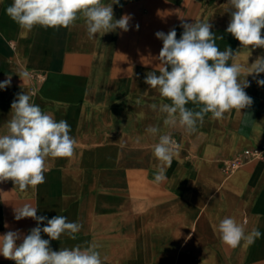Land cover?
I'll use <instances>...</instances> for the list:
<instances>
[{
    "label": "crops",
    "instance_id": "crops-1",
    "mask_svg": "<svg viewBox=\"0 0 264 264\" xmlns=\"http://www.w3.org/2000/svg\"><path fill=\"white\" fill-rule=\"evenodd\" d=\"M11 3L0 0V82L12 75L10 87L0 89V135L12 102L26 92L57 121L67 120L76 146L73 156L48 161L43 184L20 191L11 180L0 183V235H27L37 226L31 218L14 219L13 208L28 203L37 216L64 215L82 225L76 239L52 240L53 250L95 242L103 264H264V236L232 248L213 228L232 216L264 233V162L224 171V161L238 151L264 145V86L256 82L264 73L247 77L250 108L219 120L208 114L191 134L163 126L151 105L170 101L144 83L163 46L155 33L175 28L179 39L181 18L209 21L219 49L239 51L241 63L264 56V48L241 49L226 31L227 0H120L114 18L129 14V30L94 39L83 19L67 29L22 30L6 14ZM22 71L30 74L24 82ZM149 125L180 146L161 183L154 182L158 136L145 132ZM0 264L11 260L0 256Z\"/></svg>",
    "mask_w": 264,
    "mask_h": 264
},
{
    "label": "clouds",
    "instance_id": "clouds-1",
    "mask_svg": "<svg viewBox=\"0 0 264 264\" xmlns=\"http://www.w3.org/2000/svg\"><path fill=\"white\" fill-rule=\"evenodd\" d=\"M119 4L120 0H111L107 4L103 0H12L6 14L25 31L36 26L67 29L75 26L78 19H83L88 38L94 39L97 34L103 36L117 29L129 30V14L114 18L113 5ZM226 4V11L231 15L226 31L240 42L241 49L264 48V0H227ZM181 19L183 33L179 39L175 28L167 34L155 33L163 46L154 58L159 61L158 65L146 74L144 83L170 101L151 105L153 111L162 115L163 126L179 125L191 134L203 124L208 114L219 120L233 110L240 112L251 107L253 100L245 92L250 86L247 77L255 79L264 73V56L257 57L251 64L241 63L237 59L239 51L234 52L231 47L224 51L219 49L218 37L211 31L209 21L187 23ZM136 28L138 30L139 25ZM17 75L23 82L30 77L27 71ZM11 78L12 75H8L0 82V89L10 87ZM256 82L264 86V79ZM189 103L194 107H186ZM10 114L7 132L0 135V183L11 180L20 191H26L45 182L44 174L50 159L73 156L76 140L70 135L71 126L67 120L57 121L33 103L26 92L17 94ZM145 132L158 136V142L152 148L157 161L153 176L155 183H161L167 179V168L180 146L157 125L147 126ZM13 212L15 220L31 218L37 226L27 235L18 230L0 235V256L4 259L15 264H103L98 250L100 245L95 242L58 251L50 247V242L60 240L62 235L76 239L82 228L78 221H69L64 215L51 219L37 216V207L28 203L14 207ZM45 221L46 225L41 227ZM213 228L221 242L232 248L242 241L254 244L264 236L258 228L249 231L232 216L220 219ZM41 233L49 239L42 238ZM17 241L21 242L18 244Z\"/></svg>",
    "mask_w": 264,
    "mask_h": 264
},
{
    "label": "built area",
    "instance_id": "built-area-1",
    "mask_svg": "<svg viewBox=\"0 0 264 264\" xmlns=\"http://www.w3.org/2000/svg\"><path fill=\"white\" fill-rule=\"evenodd\" d=\"M254 162H264V145L238 151L231 159L224 161V171L230 175L235 170ZM11 264L15 262L11 261Z\"/></svg>",
    "mask_w": 264,
    "mask_h": 264
}]
</instances>
